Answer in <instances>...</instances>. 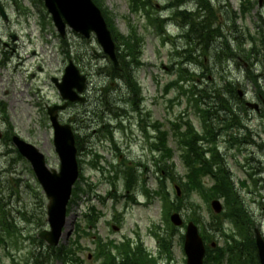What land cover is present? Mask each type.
Wrapping results in <instances>:
<instances>
[{
    "label": "rangeland",
    "instance_id": "rangeland-1",
    "mask_svg": "<svg viewBox=\"0 0 264 264\" xmlns=\"http://www.w3.org/2000/svg\"><path fill=\"white\" fill-rule=\"evenodd\" d=\"M243 1L210 0L211 4L203 6L199 0L190 1L185 6L187 9L193 11L200 6L203 8L200 12L201 18L198 19L196 14V19H190L188 22L194 23L195 26L200 24L199 30L192 33L191 43L183 39L174 44L161 33L165 29L174 36L172 33L176 34L186 23L182 16L174 18L173 25L165 26L163 23V29H155V26L148 24L144 10L141 13L131 11L130 0H104L114 28L128 36L131 27L136 26L137 33L142 38L141 65H131L128 68V72L135 77L141 88L142 99L138 105L133 103L139 109L133 110L130 103L133 93L127 79L122 76L121 78L120 75L114 76L113 64L94 35L87 39L68 29L66 37L62 38L40 0H20V6H17L16 0H0L8 15L7 21L0 16V132L3 134L0 138V219L7 217V220L20 228L19 231L24 234L22 236H27L19 238L20 250L11 244L0 245V264H72L56 258L58 247L51 248L39 239L38 234L48 229L49 201L30 163L18 154L11 137L7 135H19L35 145L46 156L48 166L59 169L60 161L55 150L54 131L47 107L64 103L52 78L63 77L69 60H73L89 79L84 93L88 100L84 104L73 103L60 114V121L71 124L80 140L81 149L78 154L82 159L81 186L84 188L90 183L94 189L80 194L79 199L70 202L68 227L59 247L71 248L73 240L78 239V234L82 233L81 230H86L89 234L83 235L75 245L83 264H101V260L93 256L97 250L98 239L120 241L131 238L135 242L141 240L148 251L157 254L159 244L154 231L155 225H158L161 227V238H172L169 242L172 259L164 255L158 258L160 264H186L181 239L186 228L176 230L165 222L161 196L155 197L154 194L163 178L156 169L148 133L143 128L146 123L150 125L147 130L152 135V125L157 121L162 124L164 130L169 131V145L175 151L173 162L176 164L177 176L183 177L186 168L172 135V123L186 121L194 124L200 132L204 133L206 130L200 119L201 115L196 111L195 102L188 103L184 89L174 84L170 90L166 89L182 74L180 67L189 69L195 78L197 89L213 88L217 84L218 88H223L231 81L237 83L242 91L245 90L249 99L256 100V88L245 69L249 70L253 63H258L254 71L264 75V57L261 55L258 59H249L237 50L233 36L240 35L244 39L245 34H235L232 24L235 23L239 27V32L245 33L248 30L258 38L262 31L261 25H264L258 17L259 13L264 15V3L262 6L255 5L243 16L240 9ZM168 2L169 0H152L154 7L149 8L147 12L154 17H165L180 9L174 7L163 10ZM164 21L161 19V24ZM157 25L160 26V23ZM202 28L208 29L209 32L212 28L216 34L210 35L206 40V32ZM199 35L203 42L201 46L197 40ZM186 46L197 47V52L192 57L198 59V64L194 62L179 66L182 57L185 61L187 57L178 56L177 49L181 50ZM247 47L249 45L244 46ZM230 50L234 51V58L228 61L224 57L231 56ZM249 71L251 72V69ZM202 72L205 77L198 82L197 76ZM259 83L264 92V78H259ZM192 84V81L185 83V89L190 90L187 86ZM229 97L231 105L235 108L232 110V117H240L245 129L233 126L220 133L217 139L220 152L237 190L251 210L257 216L264 217V183L260 181L257 184V180L264 177V164H259V161L264 163V152L260 146L264 140V120L261 121L256 112L253 113L254 117L249 118L244 105L238 104L239 101H236L234 96ZM212 98L217 101L216 97ZM209 101L212 103V99ZM123 116L126 123L128 121L126 127L119 124ZM220 118L229 120L230 116L222 111L219 118L212 119V125L217 130H221L225 125L219 121ZM227 123L230 124L231 121ZM185 128L187 127L183 129ZM110 132L114 136V142H110ZM232 134L240 135L243 142L247 143L242 147V153V150H237L235 142L229 139ZM97 154L102 155L99 165L105 172L112 171V174H115L116 171H121L116 186L110 183L109 178L105 179L102 170L91 166ZM246 164L248 167L245 168ZM131 169L137 176L138 184L136 182V188L128 191L126 182ZM258 170L261 172H257ZM254 171L255 176H251ZM203 181L208 188L213 185L209 177H204ZM242 182H246L245 186ZM166 184V191L169 192L171 200L176 201L178 197L175 184H178V181L167 179ZM145 189L153 191L150 197L146 195ZM182 198L184 200L181 202L179 213L186 223L200 220V224L204 226L213 219L214 212H210L212 199L205 200L199 193H193L191 196L182 194ZM253 201H257V204H253ZM89 206L97 207V210L102 212L97 225L90 229L84 220V213ZM219 220L226 221L223 216ZM225 227L227 233H233L229 221L225 222ZM262 227L264 229V219ZM1 233L0 223V235ZM218 236L219 244L225 245L222 233H218ZM35 255L38 256L37 260L34 259Z\"/></svg>",
    "mask_w": 264,
    "mask_h": 264
},
{
    "label": "trees",
    "instance_id": "trees-1",
    "mask_svg": "<svg viewBox=\"0 0 264 264\" xmlns=\"http://www.w3.org/2000/svg\"><path fill=\"white\" fill-rule=\"evenodd\" d=\"M94 1L104 12L106 19L109 23V27L111 28L114 38L117 41L118 44L117 49L118 51H121V53L120 52L118 53V56L119 59L121 60L123 71L127 72L129 65L140 66L142 38L137 33L136 27L135 26L131 27V31L128 36L121 34L120 32L117 31L116 28H114L112 19L107 14L108 11L105 8L104 0H94ZM130 3H131L132 11L135 12H138L141 9L149 8L152 6L151 0H130ZM256 4H258L257 0H247V2H243L241 8L245 13L247 11L252 10ZM207 38H209V36ZM248 38L251 48L247 52V56L249 58H255V59H258L261 55L264 57V32L259 38H256L255 36H252V34L249 33ZM236 40L238 39L236 38ZM241 45H243V43L240 42V47L242 48ZM230 51L232 52V50ZM233 55L234 53L232 52V56ZM227 57L228 56H225V58ZM113 71L115 73L114 76L123 75L118 73L115 69H113ZM249 77L254 83L257 82V76L255 77L253 73H250ZM127 80H128L127 81L128 84L134 88V93L136 97H138L140 87L137 80L134 79L133 76H131L130 72L127 76ZM179 87L182 88V86ZM222 89L218 88L217 85L216 88H212L210 91H208L207 89V92H205L202 95V99L203 98L212 99V97H216L217 98L216 102L218 104L217 109L223 108L225 112L230 111L232 113L233 108L229 101L230 99L229 96L237 97L235 95L234 86L231 82H228L227 85L224 86V89H227V93H224ZM192 94L194 95V90H192ZM199 111L201 112L203 117L207 120L208 111L201 109ZM208 120L210 119L208 118ZM229 121L235 122L237 123V126H240V124L238 123L239 121L237 120L231 119ZM185 123L187 126V129L185 131H182V127H183L182 124L175 123L173 125L175 138L178 139L179 143L183 146V149L185 150V154H186L185 160L188 171L186 172L185 177L176 176V166L175 163L172 161L174 157V151L170 146L168 147L166 146L165 143L166 134L160 131V136L157 137L158 141L156 142V144H153V148H154L153 151L157 155V157H155V164L159 172L162 174L161 176L163 178L160 189L156 190L154 194L161 196L167 219L170 213H172V211L181 210L182 207L181 202L184 200V198L182 197L180 198L178 197L176 201L171 200L169 192L166 191L167 188L166 180L168 178L174 182L178 181V184L181 186L183 194L185 196H191L193 193H199L200 195L203 196L205 200L222 197L225 199L227 205L229 206L228 209H231L232 207L230 206L234 205V214L240 217L243 216L245 213V209L239 201V197L234 188V183L232 182L228 174L229 172L226 169L224 163L222 162L218 154V150L216 147V136L219 133L215 132L216 130L213 129L212 124L210 125L208 121H206L205 124L206 131L204 135H200L193 124L186 121ZM154 126L155 127L158 126L156 127L157 129L159 128L160 125L155 124ZM229 127L230 125L229 126L226 125V128ZM154 138H156V136ZM201 140H205L204 142H206V146L204 142H201ZM208 154L210 155V157H208ZM208 174L213 175V177H215L216 179V184L211 188L206 187L203 181L205 175ZM129 184L133 187L134 185H136L131 181L129 182ZM79 185L80 184H78L74 190V200L79 198V193L85 192V190ZM167 223L168 225H171L169 219L167 220ZM212 224L213 223H209V226H212ZM6 225L4 226V228L5 231L7 232L6 234L10 236L9 238L10 241L13 238L11 232V225L10 224L7 226ZM213 228H214V224H213ZM209 237L210 236H207L208 239ZM170 241H171V236L161 239L162 244L165 245L164 250L167 252H171V244L169 243ZM250 241L252 242L251 243L252 245L250 244L249 246H252L253 249L254 241L252 240ZM0 243H7L6 238L4 236L0 237ZM252 249L248 251L247 260L240 254V252L238 253L240 258H244L243 260L240 261L239 260L240 258L237 257L239 264H259L257 253L256 251H254V249L253 250ZM114 250H116L117 255L113 254ZM220 252H218L219 253L218 254L209 251L206 258V263L221 264L225 259L224 257L226 253L222 252L220 254ZM100 255L105 256L108 264H117V259H119L120 262L118 264H158L157 259L151 256V254H149L148 252H146L142 245L133 248L129 240L121 242L119 244H116L114 241L104 244L100 251ZM168 255L169 257H171V253H169ZM67 256L68 258L69 256L72 257V260L75 262V264H80L79 257H77V251H75L74 249L69 250L68 255L64 251H61L59 254H57V258L64 261H67Z\"/></svg>",
    "mask_w": 264,
    "mask_h": 264
},
{
    "label": "water",
    "instance_id": "water-1",
    "mask_svg": "<svg viewBox=\"0 0 264 264\" xmlns=\"http://www.w3.org/2000/svg\"><path fill=\"white\" fill-rule=\"evenodd\" d=\"M43 1L62 36H65L67 27L81 33L86 38H90L91 34L95 33L105 53L113 60L116 68L120 69L116 54V43L101 9L93 0ZM53 81L64 99L72 102H83L85 100L79 93L84 91L87 79L80 73V70L72 60L66 67L62 82L55 78ZM66 107L67 104H64L63 106H53L48 109L54 128V143L61 162L60 171L50 169L47 166L45 155L37 147L27 143L19 136L13 137V142L20 153L31 162L37 178L50 200L48 220L51 230L43 231L40 237L52 246H57L63 235V228L68 219L67 205L71 198L73 186L79 176L74 132L70 125L62 124L59 121V110ZM213 207L216 212L222 210L219 201H214ZM171 220L178 226L183 224L178 214L173 215ZM257 246L261 264H264V240L260 236L257 238ZM185 250L188 256L187 264H203L206 249L199 234V229L194 222H190L187 227Z\"/></svg>",
    "mask_w": 264,
    "mask_h": 264
},
{
    "label": "flooded vegetation",
    "instance_id": "flooded-vegetation-1",
    "mask_svg": "<svg viewBox=\"0 0 264 264\" xmlns=\"http://www.w3.org/2000/svg\"><path fill=\"white\" fill-rule=\"evenodd\" d=\"M263 0H262V2H261V5H263ZM232 28L234 29V25H232ZM238 29V28H237ZM237 29H235V30H237ZM205 31L206 32H209L208 31V29H205ZM214 34H216V31H213V29L212 28H210V35H214ZM217 40V39H216ZM204 45H206V44H204ZM199 46H201V45H199ZM242 95H244L243 96V99H245V94H243L242 93ZM255 102H257V103H259V105H261V106H259V109L256 111V114L257 115H259V117H260V119H261V121L262 120H264V96H260L259 98H257L256 99V101ZM246 107H247V109H248V116H249V118H252V117H254V111L253 110H250V108L247 106V102H246ZM263 126H264V123H263ZM261 148H262V151L264 152V140H262V143H261ZM259 164H261V165H263L264 163L262 162V161H259ZM257 172H261V170H258ZM263 178V177H262ZM260 181H262L263 183H264V179H260L259 180V182ZM264 188V187H263ZM264 190V189H263ZM264 196V195H263ZM264 235V234H263ZM213 247L214 248H216L217 246L214 244L213 245Z\"/></svg>",
    "mask_w": 264,
    "mask_h": 264
},
{
    "label": "bare ground",
    "instance_id": "bare-ground-1",
    "mask_svg": "<svg viewBox=\"0 0 264 264\" xmlns=\"http://www.w3.org/2000/svg\"><path fill=\"white\" fill-rule=\"evenodd\" d=\"M68 222H69V219L67 220V224H66V227H68Z\"/></svg>",
    "mask_w": 264,
    "mask_h": 264
}]
</instances>
